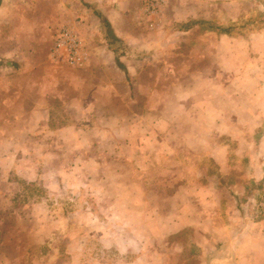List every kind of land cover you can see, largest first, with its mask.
Returning <instances> with one entry per match:
<instances>
[{
	"label": "crops",
	"instance_id": "obj_1",
	"mask_svg": "<svg viewBox=\"0 0 264 264\" xmlns=\"http://www.w3.org/2000/svg\"><path fill=\"white\" fill-rule=\"evenodd\" d=\"M246 1L167 0L154 17L143 12L144 0H0V162L21 147L41 160L40 147L57 145L66 157L72 146L79 162L110 157L126 170L135 164L140 174L179 178L163 202L122 203L126 210L176 209L159 245L133 237L139 249H126L136 260L130 264H259L258 225L240 216L232 193L264 177V133L252 136L262 115L243 107L245 135H233L243 128L227 98L235 101L233 87L242 83L222 67L236 59L238 41L223 25ZM64 26L85 46L82 67L52 58ZM115 134L125 153L114 151ZM95 145L106 151L88 154ZM243 221L252 225L245 229ZM184 230L191 231L188 245L163 248V238Z\"/></svg>",
	"mask_w": 264,
	"mask_h": 264
},
{
	"label": "rangeland",
	"instance_id": "obj_2",
	"mask_svg": "<svg viewBox=\"0 0 264 264\" xmlns=\"http://www.w3.org/2000/svg\"><path fill=\"white\" fill-rule=\"evenodd\" d=\"M237 6V18L221 26L238 39L236 59L227 60L222 67L240 77L237 85L242 83L240 88L233 87L238 98L234 101V96H227V104L234 103L235 118L243 128L233 129L235 137L245 135L249 123L243 107L259 111L262 119L254 120L253 125L258 123L259 127L252 135L258 141L264 133V0H248L244 6ZM122 123L115 120L124 127ZM114 139V151L125 153L121 134H115ZM56 146L45 150L40 147L43 155L55 148L54 154L41 155V160L28 147H21L15 159L0 162V264H130L136 260L126 249H137L139 245V239L136 242L133 237L138 236L149 247L159 245L161 236L171 233L174 205L157 210H126L122 203L126 199L133 203L156 199L163 202L179 178L158 179L155 170L140 174L135 164L126 170V162L110 157L102 162H79L78 148L68 146L72 156L64 157ZM86 148L96 157L106 151L99 145ZM205 164L210 165L208 161ZM155 183L162 184L155 189ZM127 189L132 193H126ZM241 191L232 193L240 216L258 225L253 230L256 229L259 249L264 250V177L244 184ZM180 198L183 200L185 195L180 194ZM241 224L245 229L250 227L245 221ZM190 234V230L178 232L166 242L163 238L161 245L170 248L180 243L176 244L179 247ZM187 249L183 252L190 254ZM259 264H264V258L259 259Z\"/></svg>",
	"mask_w": 264,
	"mask_h": 264
},
{
	"label": "built area",
	"instance_id": "obj_3",
	"mask_svg": "<svg viewBox=\"0 0 264 264\" xmlns=\"http://www.w3.org/2000/svg\"><path fill=\"white\" fill-rule=\"evenodd\" d=\"M167 0H144L143 12L150 16H161ZM53 59H63L70 66L82 67L87 61V53L81 38L70 27H61L53 41Z\"/></svg>",
	"mask_w": 264,
	"mask_h": 264
},
{
	"label": "trees",
	"instance_id": "obj_4",
	"mask_svg": "<svg viewBox=\"0 0 264 264\" xmlns=\"http://www.w3.org/2000/svg\"><path fill=\"white\" fill-rule=\"evenodd\" d=\"M103 24H104V26L108 29L109 28V24H108V22L107 21H103ZM227 31V30H226ZM109 33V32H108ZM108 36H110L109 34H108ZM113 43H115V48H117L116 46H117V43H120V42H117V41H115L114 39H112L111 38V36H110V38H109ZM118 64H119V62H118ZM120 66H121V64H119Z\"/></svg>",
	"mask_w": 264,
	"mask_h": 264
}]
</instances>
